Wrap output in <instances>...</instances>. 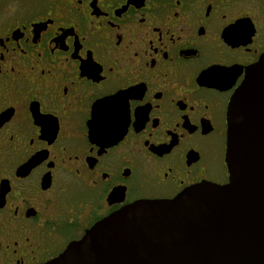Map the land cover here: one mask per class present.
Masks as SVG:
<instances>
[{
  "label": "flooded vegetation",
  "instance_id": "flooded-vegetation-1",
  "mask_svg": "<svg viewBox=\"0 0 264 264\" xmlns=\"http://www.w3.org/2000/svg\"><path fill=\"white\" fill-rule=\"evenodd\" d=\"M264 0H0V264H43L142 199L225 184Z\"/></svg>",
  "mask_w": 264,
  "mask_h": 264
},
{
  "label": "water",
  "instance_id": "water-1",
  "mask_svg": "<svg viewBox=\"0 0 264 264\" xmlns=\"http://www.w3.org/2000/svg\"><path fill=\"white\" fill-rule=\"evenodd\" d=\"M227 122L228 183L135 201L43 264H264V53L235 89Z\"/></svg>",
  "mask_w": 264,
  "mask_h": 264
}]
</instances>
